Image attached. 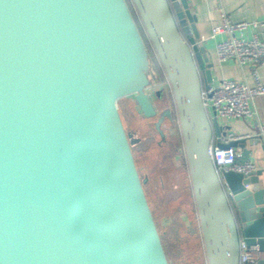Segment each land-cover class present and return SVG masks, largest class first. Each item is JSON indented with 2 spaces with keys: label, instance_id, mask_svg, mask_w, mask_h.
<instances>
[{
  "label": "water",
  "instance_id": "95a60500",
  "mask_svg": "<svg viewBox=\"0 0 264 264\" xmlns=\"http://www.w3.org/2000/svg\"><path fill=\"white\" fill-rule=\"evenodd\" d=\"M131 2L0 0V264H170L119 106L133 97L159 115L148 41L173 94L208 264H242V239L264 251V170L218 172L210 154L215 142L242 148V164L260 137L220 141L205 102L214 64L188 0Z\"/></svg>",
  "mask_w": 264,
  "mask_h": 264
},
{
  "label": "rangeland",
  "instance_id": "374dc122",
  "mask_svg": "<svg viewBox=\"0 0 264 264\" xmlns=\"http://www.w3.org/2000/svg\"><path fill=\"white\" fill-rule=\"evenodd\" d=\"M150 60L148 90L160 114L144 118L132 97L119 101L120 112L126 129L140 138L132 149L141 177L148 178L146 193L170 264H208L181 131L174 119L167 117L161 125L164 139L156 127L162 112L173 110V103L171 95L164 91L166 83L156 81L152 73L156 60L153 53ZM158 92L162 98H157ZM210 111L214 113L212 108Z\"/></svg>",
  "mask_w": 264,
  "mask_h": 264
},
{
  "label": "built area",
  "instance_id": "2783aa9c",
  "mask_svg": "<svg viewBox=\"0 0 264 264\" xmlns=\"http://www.w3.org/2000/svg\"><path fill=\"white\" fill-rule=\"evenodd\" d=\"M225 34L226 37L216 43L215 50L220 62L234 60L243 68L249 66L254 84L249 85L246 81H235L224 78L216 86L208 90L210 96H205L206 105L214 115L221 118H252L257 121V133L264 140V122L258 119L254 100L257 96L264 94V83L262 82L259 69L264 67V18L255 20L232 21L224 12L221 14V22L212 28L211 36ZM210 114L211 111H210ZM255 134L239 135L226 133L220 137V141L228 144L234 140L251 137ZM212 160L218 172L233 170L248 174L258 168L252 161L237 164L239 150L234 146L226 148L219 147L216 142L210 148ZM241 256L242 264H258L264 259V251L258 245H247L242 239Z\"/></svg>",
  "mask_w": 264,
  "mask_h": 264
},
{
  "label": "crops",
  "instance_id": "0c3cea01",
  "mask_svg": "<svg viewBox=\"0 0 264 264\" xmlns=\"http://www.w3.org/2000/svg\"><path fill=\"white\" fill-rule=\"evenodd\" d=\"M191 20L197 19V27L200 31V43H206L211 51L210 62L213 63L212 86L218 85L222 79L229 78L235 81H246L249 85L254 84V78L249 66L241 68L234 60L220 62L216 55V43L225 38V34L211 36L212 28L221 22V14L224 12L232 21L255 20L264 18V0H188ZM259 75L264 83V67L259 69ZM136 110L144 116L137 104ZM258 119L264 122V94L254 100ZM214 114V113H212ZM220 121L227 133L239 135L257 133V121L252 118H221ZM257 136V135H256ZM251 149L250 161L254 162L257 170H264V140L260 138L257 144L247 142ZM241 152L242 148H237ZM197 210V208H196ZM199 217V215H198ZM201 227V226H200Z\"/></svg>",
  "mask_w": 264,
  "mask_h": 264
},
{
  "label": "trees",
  "instance_id": "16d2710c",
  "mask_svg": "<svg viewBox=\"0 0 264 264\" xmlns=\"http://www.w3.org/2000/svg\"><path fill=\"white\" fill-rule=\"evenodd\" d=\"M128 1L130 2L131 6H132L131 0H128ZM148 45H149L148 48H149L150 53L151 54L153 53V55L155 56V59H156L155 60V70L152 73L154 74V77H156V81H158V82H162L163 81V82L166 83L165 84L166 85V88L164 89V91L168 92L171 95L172 103H173V110H172L173 111V119L178 124V127L180 129V125H179V121H178V116H177V111H176V107H175V102H174V98H173L172 91H171L170 86H169V82H168L166 73H165L164 68H163L162 64L160 63V61H159V59H158V57L156 55V52H155L154 48L152 47V45L150 44L149 41H148ZM169 94H167V95H169ZM132 99L134 100L133 97H132ZM143 117L146 118L145 116H143ZM147 119H149V118H147ZM180 135L182 137V134H180ZM139 141L137 143H139ZM182 141H183V139H182ZM146 184L147 183L144 184V188H145ZM145 192H146V189H145ZM146 195H147V193H146ZM147 198H148V196H147ZM194 200H195V198H194ZM148 201H149V199H148ZM149 204H150V202H149ZM195 204H196V202H195ZM152 212H153V210H152ZM153 215H154V212H153ZM154 218H155V215H154ZM155 221H156V218H155ZM156 224H157V221H156Z\"/></svg>",
  "mask_w": 264,
  "mask_h": 264
},
{
  "label": "flooded vegetation",
  "instance_id": "af4514ba",
  "mask_svg": "<svg viewBox=\"0 0 264 264\" xmlns=\"http://www.w3.org/2000/svg\"><path fill=\"white\" fill-rule=\"evenodd\" d=\"M157 98H162V93L160 95H158ZM155 101V100H154ZM155 104H156V101H155ZM156 107H157V104H156ZM158 108V107H157ZM160 114V113H159Z\"/></svg>",
  "mask_w": 264,
  "mask_h": 264
}]
</instances>
